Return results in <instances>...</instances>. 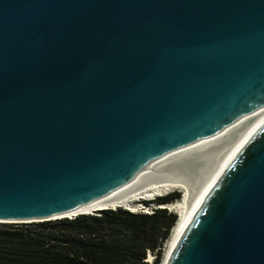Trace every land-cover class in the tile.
I'll return each instance as SVG.
<instances>
[{"label": "water", "instance_id": "95a60500", "mask_svg": "<svg viewBox=\"0 0 264 264\" xmlns=\"http://www.w3.org/2000/svg\"><path fill=\"white\" fill-rule=\"evenodd\" d=\"M223 131L163 264H264V0H0V223L137 194Z\"/></svg>", "mask_w": 264, "mask_h": 264}, {"label": "trees", "instance_id": "16d2710c", "mask_svg": "<svg viewBox=\"0 0 264 264\" xmlns=\"http://www.w3.org/2000/svg\"><path fill=\"white\" fill-rule=\"evenodd\" d=\"M173 192L154 203H170ZM148 205V202H143ZM176 215L155 208L151 214L123 208L32 223H0V264H160L161 250Z\"/></svg>", "mask_w": 264, "mask_h": 264}, {"label": "bare ground", "instance_id": "6f19581e", "mask_svg": "<svg viewBox=\"0 0 264 264\" xmlns=\"http://www.w3.org/2000/svg\"><path fill=\"white\" fill-rule=\"evenodd\" d=\"M226 139L227 133L226 131H223L218 139L198 157L174 170L153 186L137 194L114 202H107L82 208L80 211L68 213L65 216L73 218L81 214H94V211L100 209L104 210L106 208H116L120 206H123L134 213H144L142 208H145L146 206L142 205V201H150V199L155 198L157 195L168 194L172 191L173 187L178 188L183 194L182 198L171 204L167 203L168 205H166L168 209L177 211L179 215H177L178 218L176 216V222L173 224L172 229L163 244V252L160 260V264H163L164 257L169 253L174 238L184 221L192 202L198 197L201 189L207 182L208 177L213 172L215 165L221 159L222 152L226 145ZM65 216L58 218H65ZM151 257L152 253H150V258Z\"/></svg>", "mask_w": 264, "mask_h": 264}, {"label": "clouds", "instance_id": "9594fccd", "mask_svg": "<svg viewBox=\"0 0 264 264\" xmlns=\"http://www.w3.org/2000/svg\"><path fill=\"white\" fill-rule=\"evenodd\" d=\"M173 192H178V193H180V197L178 198V199H176V200H180L181 198H182V196H183V194H182V192H181V190L179 191L178 190V188H175L174 190H172L171 192H169L170 194L171 193H173ZM169 193L168 194H164V195H157L156 197H155V199L156 198H159V197H164V196H167V195H169ZM154 199V198H153ZM153 199H150V201H154ZM176 200H174V201H172V202H175ZM142 202H148V201H142ZM172 202H170V203H172ZM154 203V202H153ZM154 204H157V203H154ZM167 203H165V204H158L157 206L159 207V208H162V209H167L169 212H172V213H174L176 216L177 215H179L178 214V212L177 211H175V210H169L168 208H164V207H162L163 205H166ZM147 206H149V205H147ZM115 207H112V208H106V209H114ZM125 210H128L127 208L125 209ZM129 212H130V210H128ZM131 212H133V211H131ZM177 218H178V216H177ZM172 229V228H171ZM147 255H148V258L146 259V261L149 263V264H153V262L151 261V258L149 259V257H150V252L148 251V253H147Z\"/></svg>", "mask_w": 264, "mask_h": 264}, {"label": "rangeland", "instance_id": "374dc122", "mask_svg": "<svg viewBox=\"0 0 264 264\" xmlns=\"http://www.w3.org/2000/svg\"><path fill=\"white\" fill-rule=\"evenodd\" d=\"M174 189H175V187L172 188V190H174ZM178 190H179V189H178ZM169 194H170V193H169ZM154 199H155V198H154ZM154 199H153V200H154ZM176 201H177V200H176ZM176 201H175V202H176ZM153 202H154V201H148V203H149L148 205H149V206L143 204V202H141V203H142L143 206H146V207H150V206H151L153 209H155V208H156V209H157V208L159 209V207L157 206L158 204H154ZM172 203H173V202H172ZM170 204H171V203H170ZM166 205H168V204H166ZM166 205H163L162 207L167 208ZM116 208H123V209H126V208L123 207V206L116 207ZM114 209H115V208H114ZM114 209H113V210H114ZM169 210H170V209H169ZM130 212H131V211H130ZM132 213H134V212H132ZM142 214H145V213H142ZM162 248H163V247H162ZM162 252H163V251L161 250V255H160V257L162 256ZM150 253H151V252H150ZM147 258H148V255H147ZM154 258H155V256L152 254V257H151V261H152V262L154 261ZM149 259H150V257H149ZM160 260H161V259H160Z\"/></svg>", "mask_w": 264, "mask_h": 264}, {"label": "built area", "instance_id": "2783aa9c", "mask_svg": "<svg viewBox=\"0 0 264 264\" xmlns=\"http://www.w3.org/2000/svg\"><path fill=\"white\" fill-rule=\"evenodd\" d=\"M142 210L144 211L145 214H151L153 212V208L150 206V207H143Z\"/></svg>", "mask_w": 264, "mask_h": 264}]
</instances>
